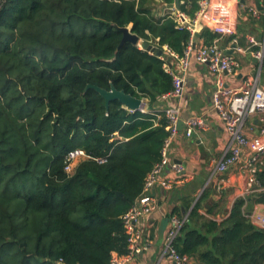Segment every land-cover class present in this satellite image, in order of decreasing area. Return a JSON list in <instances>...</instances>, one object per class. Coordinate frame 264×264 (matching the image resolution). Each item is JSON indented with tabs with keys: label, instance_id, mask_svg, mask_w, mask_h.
I'll use <instances>...</instances> for the list:
<instances>
[{
	"label": "trees",
	"instance_id": "trees-1",
	"mask_svg": "<svg viewBox=\"0 0 264 264\" xmlns=\"http://www.w3.org/2000/svg\"><path fill=\"white\" fill-rule=\"evenodd\" d=\"M155 4L0 0V264H109L127 252L122 215L161 158L167 120L117 99L106 108L87 85H113L149 107L172 89L162 46L182 55L190 31ZM197 8L180 4L189 17ZM126 26L163 59L121 43ZM77 147L88 158L67 172L64 157ZM256 176L261 190L236 198L228 214L211 185L192 207L193 198L182 201L190 209L174 246L190 264H264V228L250 217L264 205V156ZM173 214L182 218L178 206Z\"/></svg>",
	"mask_w": 264,
	"mask_h": 264
},
{
	"label": "crops",
	"instance_id": "crops-1",
	"mask_svg": "<svg viewBox=\"0 0 264 264\" xmlns=\"http://www.w3.org/2000/svg\"><path fill=\"white\" fill-rule=\"evenodd\" d=\"M221 1L231 7L229 19L234 33L222 36L218 40V45L224 53L231 54L239 64L235 71L223 72L224 84L229 87H239L254 80L258 86L264 87V64L255 56L256 51H264V0ZM156 2L159 5L156 10L158 16L168 15L170 6L174 5V1L172 4L162 0ZM197 33L199 35H195L194 38L196 46L209 43L216 36L208 26H203ZM250 38L255 42L252 43ZM166 61L169 71L179 72L175 59L168 57ZM214 84L215 75L192 57L180 97L168 99L159 97L151 107L148 106L147 99H143L145 103L144 108L141 109L143 112L158 114L165 106L171 104L179 108L181 121L190 116L201 115L206 118L208 127L187 136L182 124V128L173 138L168 149L170 163L181 164L184 170L181 173L175 172L170 163L165 167L164 174L175 179L173 187L169 190L160 187L153 189L158 201L157 207L150 214L140 218L136 224L143 232L138 241L141 251L125 264H172L161 256L165 235L170 228V216L174 215L173 210L178 206L182 218L186 217L190 208L185 209L181 204L182 201L193 198L190 206L192 207L208 185L213 187V199L215 201L219 199L218 202L222 199L223 215L228 214L236 198L261 190L255 185L247 186L249 173L242 159L224 172H212V162L221 156L227 143L224 126L212 106ZM260 125L258 114H253L245 120L244 130L250 137L257 136ZM253 213L264 215V205L255 204L251 214ZM223 215L217 213L216 217L220 220Z\"/></svg>",
	"mask_w": 264,
	"mask_h": 264
},
{
	"label": "built area",
	"instance_id": "built-area-1",
	"mask_svg": "<svg viewBox=\"0 0 264 264\" xmlns=\"http://www.w3.org/2000/svg\"><path fill=\"white\" fill-rule=\"evenodd\" d=\"M197 4L198 8L193 17H189L180 9L177 10L174 5L169 8L168 15L174 18L177 26L185 27L190 31V38L182 55L175 54L165 45L162 46L166 53L175 59L179 72L169 71L167 69V59L164 60L163 67L172 78V89L160 97L168 99L181 96L185 74L189 69L192 57L197 62L205 65L209 72L215 75L212 106L219 116L227 135V143L221 156L212 162V172H224L242 159L244 160V167L249 173L247 186L254 187V185H258L256 174L262 165L264 156V87L258 86L254 80L239 87H229L224 84L223 72L235 71L239 65L231 54L224 53L218 45V40L222 36L234 33L233 25L229 19L232 12L231 7L224 1L220 2V0H197ZM251 10L255 12L253 7H251ZM203 26L210 27L216 36L211 42L196 46L194 42L196 32L202 29ZM249 40L252 43L255 42L252 38ZM142 43L143 41L137 45L140 49H142ZM255 56L264 64V51H256ZM159 57L163 59L162 55ZM163 112L167 120L166 130L168 135L160 151L161 158L145 176L139 197L122 215L124 229L128 235L127 252L123 255L113 253L109 264H125L137 252L141 251L138 241L143 232L136 224L140 218L150 214L157 207L158 201L153 189L160 187L169 190L175 182L172 176L164 174V169L170 163L168 149L179 130L181 119L177 106L168 104L164 107ZM253 114H258L261 125L258 135L250 137L244 130V123L247 117ZM181 122L187 136H190L194 131L208 127L206 118L201 115L190 116ZM86 158H88V155L83 148L77 147L69 150L64 157V170L71 172L81 160ZM170 165L175 172L181 173L184 170L181 164L170 163ZM250 217L256 226L264 228V215L253 213ZM185 219L186 217L170 216V228L165 235L161 256L172 264H190L189 257L186 254L179 253L174 246V239Z\"/></svg>",
	"mask_w": 264,
	"mask_h": 264
},
{
	"label": "water",
	"instance_id": "water-1",
	"mask_svg": "<svg viewBox=\"0 0 264 264\" xmlns=\"http://www.w3.org/2000/svg\"><path fill=\"white\" fill-rule=\"evenodd\" d=\"M180 0H174V6L177 10L180 9ZM259 4V2L257 3ZM119 30L123 33L121 43L125 41H130L133 44H137L140 42V39L138 36L130 31V26L126 27H119ZM199 34L197 33L196 36ZM195 36V37H196ZM142 50L148 51L150 53H154L158 56H161L163 51L161 48H159L156 45H153L149 42H143L141 44ZM87 87H92L95 90H97L105 99V106L108 108V104L110 100L117 99L120 101L124 107H126L129 110H141L144 108V101L141 98H137L135 96H132L131 94L125 93L123 90H117L113 85H111L109 90L100 88L95 85H87ZM182 128V122L179 123V129Z\"/></svg>",
	"mask_w": 264,
	"mask_h": 264
},
{
	"label": "rangeland",
	"instance_id": "rangeland-1",
	"mask_svg": "<svg viewBox=\"0 0 264 264\" xmlns=\"http://www.w3.org/2000/svg\"><path fill=\"white\" fill-rule=\"evenodd\" d=\"M155 6H156V9L159 7V5H158V3L156 2V4H155ZM141 41L142 40H140V42L139 43H141ZM263 214V213H262Z\"/></svg>",
	"mask_w": 264,
	"mask_h": 264
}]
</instances>
